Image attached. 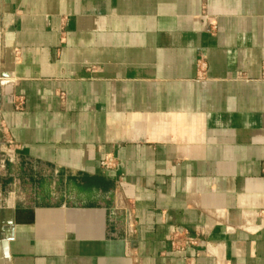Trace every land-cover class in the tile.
<instances>
[{"label":"crops","instance_id":"crops-1","mask_svg":"<svg viewBox=\"0 0 264 264\" xmlns=\"http://www.w3.org/2000/svg\"><path fill=\"white\" fill-rule=\"evenodd\" d=\"M0 79V264H264V0H0Z\"/></svg>","mask_w":264,"mask_h":264},{"label":"built area","instance_id":"built-area-1","mask_svg":"<svg viewBox=\"0 0 264 264\" xmlns=\"http://www.w3.org/2000/svg\"><path fill=\"white\" fill-rule=\"evenodd\" d=\"M6 145H7V150L3 152V155L9 160H12L16 150L15 145L10 140H6ZM101 165H105V163L102 162ZM172 243L174 244L175 248L183 250L186 246L193 244L194 240L188 235L187 231L175 230L173 231L172 234Z\"/></svg>","mask_w":264,"mask_h":264}]
</instances>
